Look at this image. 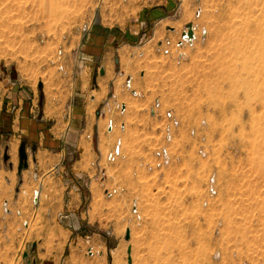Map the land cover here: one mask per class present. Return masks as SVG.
I'll return each mask as SVG.
<instances>
[{
  "label": "rangeland",
  "instance_id": "rangeland-1",
  "mask_svg": "<svg viewBox=\"0 0 264 264\" xmlns=\"http://www.w3.org/2000/svg\"><path fill=\"white\" fill-rule=\"evenodd\" d=\"M263 49L264 0H0V264H264Z\"/></svg>",
  "mask_w": 264,
  "mask_h": 264
},
{
  "label": "crops",
  "instance_id": "crops-1",
  "mask_svg": "<svg viewBox=\"0 0 264 264\" xmlns=\"http://www.w3.org/2000/svg\"><path fill=\"white\" fill-rule=\"evenodd\" d=\"M92 44H94V43H92ZM106 71H107V69H106ZM105 73H107V72H105ZM21 96L24 97L23 99H26V97L22 93H21ZM21 103H22V101H20L19 104H21ZM11 104L12 103H10V105ZM122 104H123V102H121L119 100V98L114 97L113 107L115 110L118 109L119 106H122ZM75 105H76V102H75V100H73L72 104H71V106L73 107V109H72L73 112L70 111L68 113V116H67L68 122L66 124L67 125L69 124L70 126H69L68 130H66V131H68L67 135H70V136H75L78 133V131L75 127V120H76V116L78 115L77 108ZM108 106H111L110 103L107 104V107ZM113 107H112V110H113ZM25 112L26 113H23V115H22V122H21V134L24 138H31L30 140L32 142H34V143L40 142V144L42 145L43 137L48 136L49 132H51L53 135H61V130H60V128H58V126L60 125V112H56L54 114L55 118H49L46 114H44V116L40 120H37V116L34 117V116H31L30 114H28L27 111H25ZM31 112L32 113L34 112V108L31 110ZM7 113H9V112L7 111ZM11 119L13 121V117L8 116L5 120L1 121L3 123L0 122V134H4L6 131L10 130V132L13 133V137H16V135H14V133H16L15 126H13V123L12 124L10 123ZM63 119H66V116L64 117L62 115L61 120H63ZM51 121H53V123L56 121L57 123H54L52 125V127L50 129H48L47 127H49V123ZM124 128L126 129V125ZM63 135H66V133H64ZM28 168L31 169L30 164H29ZM19 177H21L20 173H19Z\"/></svg>",
  "mask_w": 264,
  "mask_h": 264
},
{
  "label": "built area",
  "instance_id": "built-area-1",
  "mask_svg": "<svg viewBox=\"0 0 264 264\" xmlns=\"http://www.w3.org/2000/svg\"><path fill=\"white\" fill-rule=\"evenodd\" d=\"M92 28H93L92 24H90V25H88V26H85V27H84V32L88 33V32H90V31L92 30ZM193 31H194V38L191 39V38L189 37V35H188V34H189V29L186 28V32H185V33L183 34V36H182V42H181V46H182V47L186 46L187 44H194V43H195V41L197 40V33H196V31H195V27H194V26H193ZM127 86H128L129 88H131V81H129V83H128ZM134 94H135L136 96L138 95L136 92H134ZM121 108L123 109V112H126L127 108H126L125 105L122 106ZM169 116H170V119L172 120V122H171V129H172V127H175V128H176L177 126H179V122H178L177 120H175L174 116L171 115V114L168 115V117H169ZM166 133H167V136L170 138L171 135H169V134H170V129H169V128H166ZM116 151H117L118 154H120V151H121L120 146L117 148ZM159 155L162 156V158H165V157H167L169 154H168L167 150L164 149V150L160 151ZM35 194H36V196H37L36 198H38L39 193L36 192ZM5 205H6V206H5V210H6V212H7V213L11 212L10 208L8 207L9 204L6 203ZM18 214H21V213L18 212Z\"/></svg>",
  "mask_w": 264,
  "mask_h": 264
},
{
  "label": "water",
  "instance_id": "water-1",
  "mask_svg": "<svg viewBox=\"0 0 264 264\" xmlns=\"http://www.w3.org/2000/svg\"><path fill=\"white\" fill-rule=\"evenodd\" d=\"M187 28L189 29V34H188L189 37H190L191 39H193V38H194L193 25L190 24V25L187 26ZM117 62H118V60H117ZM101 75H105V70H104V69H101ZM41 87H42V86H41ZM20 155H21V164H20V175H21L22 172H23V170L28 169L29 164L27 163L28 159H27V155L25 154V149H24V148L21 149V154H20ZM126 239H127L128 241L131 239V230H128V231H127ZM131 253H132V249L130 248V249H129V256H130V258H129V262H130V263H132ZM25 257L27 258V257H29V255L26 254Z\"/></svg>",
  "mask_w": 264,
  "mask_h": 264
},
{
  "label": "bare ground",
  "instance_id": "bare-ground-1",
  "mask_svg": "<svg viewBox=\"0 0 264 264\" xmlns=\"http://www.w3.org/2000/svg\"><path fill=\"white\" fill-rule=\"evenodd\" d=\"M61 12V11H60ZM113 12V11H112ZM242 19V18H241ZM236 25V24H235ZM251 29V28H250ZM251 38V37H250ZM249 45V44H248ZM240 47V46H239ZM239 49V48H238ZM250 50V49H249ZM264 50V49H263ZM261 51H262V49H261ZM247 52V51H246ZM260 53V52H259ZM244 55V54H243ZM258 61V60H257ZM264 61V60H263ZM258 63V62H257ZM87 149H88V147H87ZM89 150V149H88ZM87 150V151H88Z\"/></svg>",
  "mask_w": 264,
  "mask_h": 264
}]
</instances>
